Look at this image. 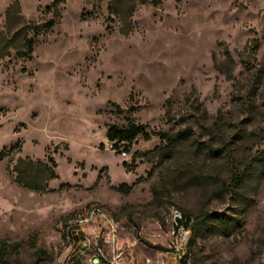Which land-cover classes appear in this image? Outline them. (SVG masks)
<instances>
[{"label":"rangeland","instance_id":"rangeland-1","mask_svg":"<svg viewBox=\"0 0 264 264\" xmlns=\"http://www.w3.org/2000/svg\"><path fill=\"white\" fill-rule=\"evenodd\" d=\"M14 1L27 22L52 18V0H0L1 31ZM109 1L61 0L28 60L16 38L0 59V264H180L187 248V264H264V0H155L127 36ZM129 123L187 134L117 152L106 130ZM47 157L44 191L17 183L18 159L28 180ZM93 208L105 220L74 225ZM178 216L200 224L190 248Z\"/></svg>","mask_w":264,"mask_h":264},{"label":"trees","instance_id":"trees-1","mask_svg":"<svg viewBox=\"0 0 264 264\" xmlns=\"http://www.w3.org/2000/svg\"><path fill=\"white\" fill-rule=\"evenodd\" d=\"M155 0H110L107 5V11L110 15L115 17L119 26L118 32L127 36L132 31V16L138 5L144 4H155ZM61 0H52L51 3L45 7L44 12L51 14L50 20H44L43 22H27L20 16V7L17 1H14L9 5L5 11V24L4 31L0 30V59L8 56L10 48H13V38H16L20 43V49H18L17 54L20 57L28 60L32 53L34 47V38L39 35L48 32L59 22V4ZM13 26H11L12 21ZM11 21V22H10ZM16 26V32L12 35L10 34V29ZM5 29L7 31H5ZM31 36V37H30ZM259 46V41L257 39H252L246 46L247 55L252 61L256 62V54ZM231 61V59H229ZM262 70V69H261ZM260 70V71H261ZM259 71V72H260ZM263 76H255L254 83L250 86V92L253 94L257 88L262 84L261 79ZM186 132L181 131L174 135H169L162 132H152L148 131L146 126L129 123L124 127H118L115 125L108 126L105 138L108 143L111 144L112 148L120 153H128L133 144H135L138 137L149 140L152 136L157 137L164 145L163 148L167 150H172L174 146L186 137ZM162 148L160 146L154 148L152 153L160 151ZM7 153L3 150L0 152V162L3 161ZM137 153L133 154V157ZM24 160H17L14 166L16 172V181L23 188L28 189L33 192H42L47 186V182L56 178L53 168L55 163L52 158L47 157V163H36L38 172L28 175V180H23L25 173L22 171L24 165ZM241 179L234 177L232 180L233 186H240L242 184ZM126 187L125 185H120L116 190L120 191ZM175 227L190 230V237L188 242V247L194 244L196 235L198 233L199 222L196 219L194 222L188 217H180L174 220ZM4 242H1L3 244ZM190 257V250L187 248L186 253L181 257L180 264H187Z\"/></svg>","mask_w":264,"mask_h":264},{"label":"built area","instance_id":"built-area-1","mask_svg":"<svg viewBox=\"0 0 264 264\" xmlns=\"http://www.w3.org/2000/svg\"><path fill=\"white\" fill-rule=\"evenodd\" d=\"M101 214L100 209L93 208L90 210H83L80 213H78L73 221L74 225L79 223H88L91 219L97 217V215ZM111 230V229H110ZM112 231V230H111ZM114 235L111 234V239H108V243L112 242L114 239ZM91 264H101L98 258H94L91 261ZM114 264H119L118 262H115Z\"/></svg>","mask_w":264,"mask_h":264},{"label":"bare ground","instance_id":"bare-ground-1","mask_svg":"<svg viewBox=\"0 0 264 264\" xmlns=\"http://www.w3.org/2000/svg\"><path fill=\"white\" fill-rule=\"evenodd\" d=\"M100 217L101 219H103V220H105V217H104V215L101 213V214H99V215H97V217ZM178 219H180V216H178L177 217ZM85 224H87V223H79V224H76L77 226H83V225H85ZM112 228V226L110 225V229Z\"/></svg>","mask_w":264,"mask_h":264}]
</instances>
